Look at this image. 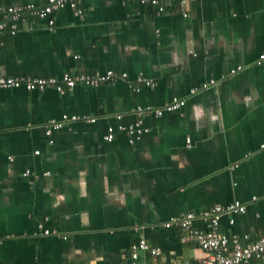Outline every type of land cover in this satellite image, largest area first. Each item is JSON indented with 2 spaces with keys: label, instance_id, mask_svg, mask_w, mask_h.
Segmentation results:
<instances>
[{
  "label": "crops",
  "instance_id": "1",
  "mask_svg": "<svg viewBox=\"0 0 264 264\" xmlns=\"http://www.w3.org/2000/svg\"><path fill=\"white\" fill-rule=\"evenodd\" d=\"M161 1L163 10L81 0L56 9L52 25L25 11L16 33L1 37L0 77L111 70L127 78L63 94L0 88V264H198L205 252L165 221L235 199L245 211L223 215L220 229L248 240L262 233L264 62L255 61L264 53V0ZM173 97L185 99L179 110L135 113ZM64 113L95 120L45 134ZM137 118L147 131L130 143L119 127ZM40 222L55 234H39ZM140 238L160 253L132 258Z\"/></svg>",
  "mask_w": 264,
  "mask_h": 264
},
{
  "label": "built area",
  "instance_id": "2",
  "mask_svg": "<svg viewBox=\"0 0 264 264\" xmlns=\"http://www.w3.org/2000/svg\"><path fill=\"white\" fill-rule=\"evenodd\" d=\"M81 0H47L42 5H33L28 3L23 6H0V48L3 45L1 37L8 32V34H14L17 31L19 22L24 19V13L28 12L39 18L48 19V17L56 10L66 5L75 8V5ZM141 2H150L155 4L158 10H163L165 2L161 0H141ZM77 11V9H76ZM49 25L53 24L52 18L48 19ZM264 62V53L259 54L255 63L261 64ZM243 65H236L230 68L229 73L234 74L240 70ZM119 76L122 79L127 78V73H114V71L107 70L102 73L98 72L94 75L89 74H76L71 75L69 73H63L60 77L56 76H2L0 77V88H18L22 87L27 91H44L49 88H53L55 91L63 94L67 90L71 89L77 83H83L85 85L95 86L102 82L111 81L115 77ZM136 80L145 85H152L153 83L142 76L141 73L136 75ZM215 80H209L200 85V89L208 87V85L214 84ZM196 88L191 89V92L196 91ZM185 104V99L173 97L170 101L164 103L161 107L150 106H138L135 109L137 116H141L142 112L151 111L155 115L159 116L165 111L179 110ZM86 120L94 121L93 117H87L85 115H68L62 114L60 119H50L45 124V134L50 135L55 129H59L64 123ZM120 130L124 131L128 136L130 143L134 142L141 137L147 128L142 126V120L137 118L134 123L120 126ZM114 135V127L108 125L106 128L105 139L112 140ZM38 153V151H35ZM29 174V169L23 171V175ZM245 211V205L235 199L226 204L213 205L211 207L202 209L198 212L187 211L179 216H171L164 223L166 227H175L179 231L180 240L184 243H192L205 252V256L200 260L198 264H241L247 261L250 257L264 256V229L262 233L255 239L248 240L246 236H239L237 234H231L227 231L220 229V219L223 215H234L236 213H242ZM200 219L203 221V227H197L194 225V220ZM232 223L233 219H229ZM39 234H50V229H47L40 222L37 225ZM55 234V233H53ZM131 257L137 258L138 253L146 251L152 255H158L160 249L158 247L151 246L145 239L140 238L130 245Z\"/></svg>",
  "mask_w": 264,
  "mask_h": 264
},
{
  "label": "trees",
  "instance_id": "3",
  "mask_svg": "<svg viewBox=\"0 0 264 264\" xmlns=\"http://www.w3.org/2000/svg\"><path fill=\"white\" fill-rule=\"evenodd\" d=\"M67 91H68V90H67ZM67 91H66V92H67Z\"/></svg>",
  "mask_w": 264,
  "mask_h": 264
}]
</instances>
